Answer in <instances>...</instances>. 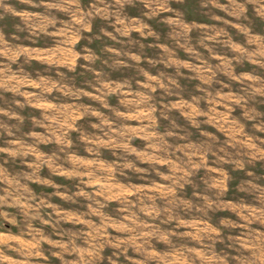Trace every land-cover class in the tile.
I'll list each match as a JSON object with an SVG mask.
<instances>
[{
    "label": "rangeland",
    "instance_id": "1",
    "mask_svg": "<svg viewBox=\"0 0 264 264\" xmlns=\"http://www.w3.org/2000/svg\"><path fill=\"white\" fill-rule=\"evenodd\" d=\"M0 264H264V0H0Z\"/></svg>",
    "mask_w": 264,
    "mask_h": 264
}]
</instances>
